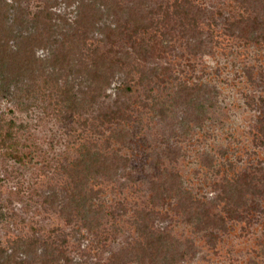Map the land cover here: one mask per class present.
<instances>
[{
  "label": "rangeland",
  "instance_id": "rangeland-1",
  "mask_svg": "<svg viewBox=\"0 0 264 264\" xmlns=\"http://www.w3.org/2000/svg\"><path fill=\"white\" fill-rule=\"evenodd\" d=\"M116 1L130 24L146 17L144 51L126 36L99 45L132 52L146 77L118 72L91 103L77 78L76 107L60 93L70 75L0 80V264H264V0H191L196 31L173 0ZM114 102L127 119L95 117ZM100 153L125 159L87 177Z\"/></svg>",
  "mask_w": 264,
  "mask_h": 264
},
{
  "label": "trees",
  "instance_id": "trees-1",
  "mask_svg": "<svg viewBox=\"0 0 264 264\" xmlns=\"http://www.w3.org/2000/svg\"><path fill=\"white\" fill-rule=\"evenodd\" d=\"M22 1L0 0V80L6 86L18 83L27 73L38 75L40 73L45 78V83L51 84H56L63 75H70L72 84L60 87V93L69 99L72 107H76L80 103L74 98L72 86L77 78L84 82L83 93L87 94V102L91 103L96 102L103 87L109 85L118 72H126L129 75L133 70H139L142 72L141 76L146 77L145 71L140 70L133 61L132 52L126 50L111 57L108 51H104L99 45V41L106 42L112 39L109 38L111 36H126L135 43L133 49L136 54L141 49L144 51L143 45L139 46L138 51L135 42L136 36L147 25L144 15L135 14L133 25L130 24L128 18H121L122 9L116 0H40L41 4L34 12H31L28 3L23 4ZM142 3L143 7L148 5L146 2ZM172 3V13L177 16V24L184 30L196 31L201 11L193 9L194 4L191 0H173ZM62 4L73 8L72 18L53 9ZM157 8L150 10L160 12L163 5L158 4ZM163 12L164 16H167V10L164 9ZM95 33L102 34L101 38L96 40L97 43L92 42ZM39 48L47 53L43 56L37 55L36 50ZM15 61H18V70L12 71L13 68H9ZM76 62L84 64L87 68L86 74L79 75V71L71 70ZM131 91L130 80L125 77L121 92L128 95ZM95 117L108 123H119L127 119L129 114L126 107L114 102ZM6 133L8 138L12 137L9 131ZM118 133L125 136L126 131L119 129ZM114 156L113 159L111 157L105 159L101 153L88 156L90 161L87 163V177L98 172L100 168L101 171L110 169L120 158L125 159L118 154ZM234 184L240 188L238 179ZM243 190L241 188L240 195L236 197H240ZM231 206L232 204L227 205V209L233 215L236 210ZM220 218L223 220L221 215Z\"/></svg>",
  "mask_w": 264,
  "mask_h": 264
}]
</instances>
